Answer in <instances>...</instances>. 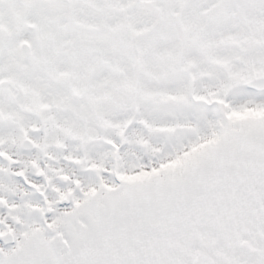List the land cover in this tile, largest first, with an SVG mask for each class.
I'll return each instance as SVG.
<instances>
[{"label": "snow or ice", "instance_id": "snow-or-ice-1", "mask_svg": "<svg viewBox=\"0 0 264 264\" xmlns=\"http://www.w3.org/2000/svg\"><path fill=\"white\" fill-rule=\"evenodd\" d=\"M0 264H264V0H0Z\"/></svg>", "mask_w": 264, "mask_h": 264}]
</instances>
